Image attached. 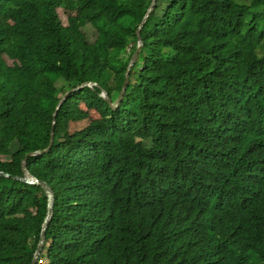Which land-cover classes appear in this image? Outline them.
I'll return each mask as SVG.
<instances>
[{
  "label": "trees",
  "instance_id": "16d2710c",
  "mask_svg": "<svg viewBox=\"0 0 264 264\" xmlns=\"http://www.w3.org/2000/svg\"><path fill=\"white\" fill-rule=\"evenodd\" d=\"M151 1L0 0V264L46 216L24 159L65 92L119 98ZM141 36L120 106L69 95L27 159L45 264H264V0H157Z\"/></svg>",
  "mask_w": 264,
  "mask_h": 264
},
{
  "label": "water",
  "instance_id": "95a60500",
  "mask_svg": "<svg viewBox=\"0 0 264 264\" xmlns=\"http://www.w3.org/2000/svg\"><path fill=\"white\" fill-rule=\"evenodd\" d=\"M156 2H157V0H152L151 1V4H150V6H149V8L147 10V13L145 14L142 22L140 23V25L138 26V28L136 30L137 49L134 52L133 56L131 57V59H130V61L128 63V66L126 68L125 81H124V84L122 86L119 98L115 102H113V100L111 99L109 93L105 89H103L99 83L94 82V81H88L86 83H83V84H81V85H79L77 87H74V88L70 89L69 91L65 92L60 97V99H59V101H58V103H57V105L55 107V110L53 112V115H52V125H51V133H50L51 138H50V146H49V148L47 150H45V151H39V152H35V153L29 154L24 159V161L22 163L23 175L14 177V179H16L18 181H21L23 183L30 184V185H35V186H40L41 188L44 189L45 194L47 196L46 216H45L43 224H42V229H41V233H40L39 243H38V246H37V249L35 251V254H34V257L32 259V263L31 264H38L40 262L41 255H42V253L44 252V249H45L46 232H47L48 225H49V223L51 221V218H52V215H53L54 194H53L52 188L46 182L38 179L37 177H35L30 172V170L28 169V165H27V159L29 157L43 156V155L48 154L50 152V148H51L52 142H53V135H54L53 129H54V125H55L56 114H57V111L59 110V108L61 107V105L69 97V95H72L74 93L82 91V90H84L86 88H91L93 90L101 89V91H102L101 96L110 104V106L113 108V110L117 109L120 106V104H121V102H122V100L124 98L127 86L129 85L131 70H132L134 64L136 63V61L138 60L140 52H141L142 47H143V39H142V36H141L142 28L144 27L145 23L147 22L148 18L151 15L152 11L154 10ZM0 176L9 177V174H6V173L0 171Z\"/></svg>",
  "mask_w": 264,
  "mask_h": 264
},
{
  "label": "rangeland",
  "instance_id": "374dc122",
  "mask_svg": "<svg viewBox=\"0 0 264 264\" xmlns=\"http://www.w3.org/2000/svg\"><path fill=\"white\" fill-rule=\"evenodd\" d=\"M60 15H61L63 23H67V16L64 13H62V11H60ZM148 147H151V143L150 142H148ZM45 252H46V250L43 252V256H42V258L40 260V264H45V262H46Z\"/></svg>",
  "mask_w": 264,
  "mask_h": 264
}]
</instances>
